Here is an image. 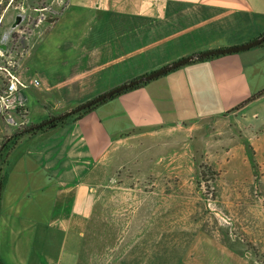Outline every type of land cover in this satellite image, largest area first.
<instances>
[{
	"label": "crops",
	"instance_id": "obj_1",
	"mask_svg": "<svg viewBox=\"0 0 264 264\" xmlns=\"http://www.w3.org/2000/svg\"><path fill=\"white\" fill-rule=\"evenodd\" d=\"M56 1L45 43L20 53L19 78L41 84L24 91L18 127L59 116L182 58L264 34V0ZM53 31L66 33L58 39ZM25 60L35 65L33 75ZM262 89L264 43L192 61L81 118L22 137L5 165L1 263L79 264L90 219L107 195L110 208L123 204L124 212L116 221L124 228L123 250L110 251L108 264H250L230 231L226 243L210 233L224 221L249 237L261 221L264 171L252 169L248 149L261 169L264 96L235 108ZM234 121L250 138L230 157L211 161L209 150L193 146L195 132L209 135ZM204 159L220 165L210 179L200 167ZM205 185L221 219L204 201Z\"/></svg>",
	"mask_w": 264,
	"mask_h": 264
},
{
	"label": "rangeland",
	"instance_id": "obj_2",
	"mask_svg": "<svg viewBox=\"0 0 264 264\" xmlns=\"http://www.w3.org/2000/svg\"><path fill=\"white\" fill-rule=\"evenodd\" d=\"M52 2L55 4L52 5ZM56 3V0H0V43L4 33L15 21L16 15L19 12L26 15L24 22L14 30L20 31V37L22 36V42L20 41L21 44L18 49L14 50L12 53H10L9 50L2 51V53H0V84H2V81L7 79L5 73L6 69H10L17 73L16 70L18 68V64L22 61V59H19L21 58L20 53L26 55V51L30 50L31 47L36 46V50L40 44H43V42L45 43L44 37L48 33V31L45 30L47 26L53 23L58 16V13L53 11V8L57 9ZM38 19H41V22H38ZM65 19L66 18H64V20ZM36 21L38 24H36ZM65 33L66 31H53L52 36L54 37L57 35V38L59 39ZM16 35L18 36L19 34L16 33ZM48 59L52 60L50 55ZM25 62L27 63V60H25ZM26 65L30 68L27 70V75H33L35 73V65H32V63L29 64L30 66L28 63ZM28 95H31L30 91ZM30 108V114L33 118L37 117L39 115L38 112L32 109V105ZM11 127L12 124L4 117L0 116V147L4 144L3 142L6 138L5 136H2V134H4V131H8ZM263 133L264 129L262 134ZM249 138V133L242 130L234 121L220 129L210 131L209 135L203 132H195L193 146L198 151L209 150L210 153L208 159L216 161L227 154H229L230 157L231 154L234 153L233 151H238V148L236 149L237 145L239 146L240 143L248 144L247 140H249ZM248 152L252 160V169L254 171H264L263 164H261L262 168L260 169V167L257 166L258 164L253 161L254 157L251 155L252 150L248 149ZM221 154L222 156H220ZM199 156H201V153H199ZM208 159H204V165H201L200 167L202 168V173L204 171L210 179L218 172L215 168H220V165L217 163L214 166ZM236 170H241L239 165H236ZM208 186L209 185H205V187H203V195L205 196L204 201L209 210L221 219L219 209L214 203L215 197L213 191L210 190ZM104 199L106 202L102 203L103 206L101 213H98L96 217H92L90 219L86 242L79 264H108L110 251L117 252L123 250V244L119 242L123 238L124 228L120 225L117 226L116 224V221L123 220L124 218V212L120 211L122 210L121 207H123V204L121 207H116V204L114 203L112 208H110L108 196L106 195ZM257 213L259 214L261 221L258 222V226L255 225L254 228H251L249 237L240 234L238 229L235 227L225 226L224 221H222V227H216V225H213V231H211L210 235L216 239L218 238L220 240L219 242L226 243V240L229 238L226 230L230 231L231 241H236L237 243H234L237 247L242 248L243 246V248L247 251L246 253L250 256L246 259L247 262L250 264H264V210L260 209ZM219 222L221 223L220 220ZM109 223L112 224L111 227L109 226ZM190 237H192V235H190ZM215 247H217V244L207 246V248L212 252L216 251Z\"/></svg>",
	"mask_w": 264,
	"mask_h": 264
},
{
	"label": "water",
	"instance_id": "obj_3",
	"mask_svg": "<svg viewBox=\"0 0 264 264\" xmlns=\"http://www.w3.org/2000/svg\"><path fill=\"white\" fill-rule=\"evenodd\" d=\"M25 17L26 15L22 12H19L17 15H16V18H15V21L12 23L11 27L4 33L2 39H1V43H0V49L2 51H6L8 49V43H9V39L13 33V31L15 29H17L25 20ZM264 43V34L261 35L259 38L249 42V43H246L244 45H240V46H235V47H228V48H224V49H216V50H211V51H206V52H202V53H197L195 55H191L189 57H185V58H182L178 61H175L169 65H166L156 71H153L147 75H144V76H141L137 79H134V80H131L127 83H124L118 87H115L113 89H111L110 91H107L106 93H103L99 96H97L96 98L86 102V103H83L77 107H75L74 109L72 110H69L57 117H52V118H49L48 120L40 123V124H37L35 125V127H39V126H44V125H47V124H51L52 122H54L57 118H64V117H68L69 115L73 114V113H76V112H79V111H83V110H86L88 108H91L93 105H95L96 103H99L101 101H104V100H108V99H111L113 98L115 95L123 92V91H126V90H129L130 88L134 87V86H137V85H141V84H144V83H148L152 80H154L155 78H158L160 76H163L169 72H171L172 70H175L183 65H186L192 61H195V60H199V59H204V58H209V57H213V56H216V55H221V54H230V53H237V52H240V51H244V50H248V49H251L253 47H256V46H260ZM35 127H30L29 129L32 130L34 129Z\"/></svg>",
	"mask_w": 264,
	"mask_h": 264
},
{
	"label": "built area",
	"instance_id": "obj_4",
	"mask_svg": "<svg viewBox=\"0 0 264 264\" xmlns=\"http://www.w3.org/2000/svg\"><path fill=\"white\" fill-rule=\"evenodd\" d=\"M38 22H41V19H38ZM36 24H38L37 21ZM16 33L19 35L17 36ZM21 37L20 31H14L9 39L7 51L9 50L12 53L17 50L22 42ZM0 53H2L1 49ZM5 73L7 79L0 84V116L18 127L25 117L26 101L23 95L24 91L29 86H39L41 82L38 78L30 79L27 82L23 81L16 72L10 69H6Z\"/></svg>",
	"mask_w": 264,
	"mask_h": 264
},
{
	"label": "trees",
	"instance_id": "obj_5",
	"mask_svg": "<svg viewBox=\"0 0 264 264\" xmlns=\"http://www.w3.org/2000/svg\"><path fill=\"white\" fill-rule=\"evenodd\" d=\"M204 59H207V58H204ZM204 59H199V60H204ZM139 86L140 85H137V86H134V87H132L130 89H135V88H138ZM263 96H264V89H262V90L258 91L257 93L253 94L251 97H249L243 103L239 104L235 109L240 108V107H242L245 104H248L250 102H253V101H255V100H257V99H259V98H261ZM106 101L107 100H104V101H101L99 103H96L91 108H88L86 110L73 113V114L69 115L68 117L57 118L51 124H47V125L39 126V127H35V125H31L30 127H35L32 130H30L29 129L30 127H27V126L18 127L16 129V131L12 135L7 136L5 138V140H4V142H3L4 144L0 147V205H1V201H2L3 191H4V188H5V183H6L5 165L7 163V157H8L9 151L14 147V145L17 144V142H19V140L22 137H24L26 135H32V134H35L37 132H42V131H45V130L52 129V128L56 127L57 125L65 124L69 120L74 119V118H81L84 114L88 113L89 111H91L92 109H94L95 107H97L98 105H100V104H102V103H104ZM203 174H205L204 171H203ZM0 264H2L1 261H0Z\"/></svg>",
	"mask_w": 264,
	"mask_h": 264
},
{
	"label": "flooded vegetation",
	"instance_id": "obj_6",
	"mask_svg": "<svg viewBox=\"0 0 264 264\" xmlns=\"http://www.w3.org/2000/svg\"><path fill=\"white\" fill-rule=\"evenodd\" d=\"M52 117H54V116H51L50 118H52Z\"/></svg>",
	"mask_w": 264,
	"mask_h": 264
}]
</instances>
